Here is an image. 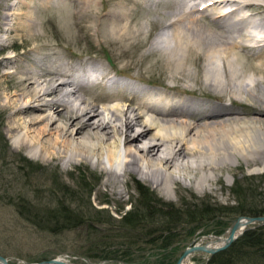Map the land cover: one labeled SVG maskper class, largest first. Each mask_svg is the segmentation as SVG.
I'll return each mask as SVG.
<instances>
[{"label": "bare ground", "instance_id": "obj_1", "mask_svg": "<svg viewBox=\"0 0 264 264\" xmlns=\"http://www.w3.org/2000/svg\"><path fill=\"white\" fill-rule=\"evenodd\" d=\"M11 1L20 4L21 10L6 13L12 10L7 6L3 21H11L12 16L26 20L18 28L5 24L8 33L32 35L39 20L42 26L54 24L46 21L41 10L54 4L58 7L59 3L69 9L67 0ZM73 2L76 5L71 18L76 21L65 23L63 42L74 39L77 29L91 33L89 38H95L99 45L105 44L113 53L110 55L112 64L101 58L76 56L71 50L52 49L43 59H28L25 67L19 64L15 72L6 73L7 83L16 94L5 97L4 107L15 111L10 138L19 148L44 162H91L104 172L106 186L112 189L117 185L121 188L128 175H139L155 189L163 191L171 185H182V178L193 176L192 181L202 188L216 180L212 169L234 164L239 158L260 163V168L255 170H264L261 157L264 154V37L260 30L264 24L254 23L252 18L253 14L264 13V0ZM201 4H204L202 8ZM134 5H163L167 9L163 14L173 18L170 26L164 27L154 41L149 42L147 53L144 52L146 59L159 52L158 67L174 68L168 76L174 81L172 85L164 82L163 76L159 83L133 77L129 75L133 67L121 68L118 59L113 58L115 55L122 61L128 52L133 55L142 40L143 24L130 23H134L131 19ZM229 5L237 7L223 12ZM27 8L33 10L25 12ZM250 10L251 15L233 20ZM102 13L111 20L110 25L100 20ZM205 13L218 25L217 32L202 23ZM53 19L50 16V20ZM82 22L91 23L86 26ZM166 28L174 31L163 38L166 31H170ZM146 45L147 41L143 47ZM244 50H247V58H244L249 66L245 72L252 73L246 76L242 73L243 56L237 53ZM195 57L202 68L194 82L210 92L185 85L191 78L186 65L194 66ZM255 60L258 65H254ZM255 73L259 74L258 78ZM227 94L240 103V98H245L252 108L259 104L262 108L253 110L255 117L243 118L241 112L230 108L237 101L225 102ZM125 99L131 104L127 105ZM132 103L138 106L133 107ZM246 230L247 223L242 220L236 236ZM229 236L230 230L219 241L213 237L203 240L208 248L215 249L223 246ZM202 243L199 245H204ZM199 254L204 253L191 255L183 264H193L192 259Z\"/></svg>", "mask_w": 264, "mask_h": 264}, {"label": "rangeland", "instance_id": "obj_2", "mask_svg": "<svg viewBox=\"0 0 264 264\" xmlns=\"http://www.w3.org/2000/svg\"><path fill=\"white\" fill-rule=\"evenodd\" d=\"M242 1L245 2V0ZM66 4L69 5V9L63 3H59V8L57 4H54L51 7H46L45 11L41 10L42 13H45L46 21L54 24L45 23L42 26L40 23L42 20H39L40 22L38 21V24H36L33 34L30 35L27 32H7L8 27L18 28L26 19L18 20L12 16L11 21H3L2 18L6 13H19L21 5H18L16 1L0 0V256L6 257L10 264H38L57 258H63L71 264H116L94 260L85 256L88 250L86 239L90 235L99 233L101 235L113 234L112 229L119 227L121 216L125 212L135 209L140 215H143L147 206L145 202L150 204V209L156 211V215L157 212L166 213L169 210L162 205H172L182 213L181 218L185 222L191 218L188 213H194L197 217L203 208H213L217 213L221 212V215L225 213L223 216L211 220H199L178 225L180 226L178 233H180L181 237L187 236V240L175 244L176 250L173 251L175 252L173 259L176 260V263L184 250L193 241L196 240L197 244L203 242L202 244L206 245V240H203V237H225L238 218H245L244 216L231 215L229 212L239 206L246 207L247 194L251 198L249 202L264 204V170H255L260 168V163L254 164L255 162L248 159L239 158L238 162L234 164L218 165L215 169H212L216 180L209 182L202 188L197 187L192 181L191 178L193 176L182 178V185H171L167 192L155 189L152 184L146 182L139 175H128L124 179L125 184L121 188L117 185L115 189H112L109 188L110 186H106L107 177L104 172L100 171V168L94 167L91 162L83 160L67 164V162L61 160L49 162H44L40 158L36 160L30 155L28 150L19 148L11 140L10 126L12 125L15 111L6 109L4 106L5 97L16 93L8 85L9 83H7L5 77L6 73L15 72L16 66L19 64L26 66L28 59H36V57L43 59L52 49L61 52L71 50L76 56L87 55L98 60L101 58V60L112 64L113 60L110 55L113 53L108 50L105 44L99 45L95 38H89L88 35L91 33H84L85 31L77 29L75 38H79L78 40L73 37L74 39L70 42H63L65 23L71 24L76 21V19L71 18L75 13L76 4H74L73 0H67ZM7 6L12 7V10L4 13ZM100 7L103 8L104 6L100 5ZM134 7L135 9L132 10L133 18H131L134 23L131 21L130 23L133 26L143 24L142 40H140V44L137 45L138 49L134 51L133 55L128 52L127 57L124 56L122 61L115 55L113 58L118 59L117 62L121 68H126V66L133 67L129 71V75L133 77H141L142 79L144 77L146 81L155 83V81L161 80L159 78L163 76L162 80L168 85H172L170 83L174 81L168 76L173 72L174 68L166 65H161L163 68L158 67L159 52L153 54V57L150 54L147 56L148 59H146L145 55L150 43L154 41L164 27L170 26L173 18L163 14L167 10L163 5H134ZM233 7L236 9L237 6ZM105 8L108 10L107 5ZM231 8V5H229L222 11L227 12ZM31 9L33 10V8ZM31 9L27 8L25 12ZM34 11L37 12L36 9ZM252 12L251 10L246 11L244 14L235 16L233 20L241 19L248 14L251 15ZM103 13L106 14L105 11ZM103 13L100 20L109 24L111 20H108L107 16H103ZM50 16L55 19L50 20ZM252 18H254V23L263 22L262 24H264V13L261 15L253 14ZM201 21L212 31L217 32L219 30L217 28L218 25L208 17V13L204 14ZM14 23H16V26ZM90 23L82 22L81 24L87 26ZM5 24H8V27ZM251 30L255 31L254 28H249V31ZM260 30H262V37H264V27L260 28ZM172 31L174 29L166 31L167 35L163 36V38L172 35ZM146 41L148 45L143 47ZM46 48L50 49L47 50ZM92 48L95 50H92ZM242 52H237L241 57L243 56L242 58L245 62L242 64V69H244L242 73L245 76L247 74L251 75L252 73L246 74L247 71L245 72L247 70L246 67L249 68L247 60L244 58H247V50ZM117 53L120 54V52ZM144 59L147 61L141 66V62ZM193 61L194 66L186 65V70L191 74V78H188L189 80L186 79L185 85L192 86L193 89L200 88L199 90L210 92L207 88L205 89L194 82L195 77L200 74L199 70L202 68V63L197 57ZM253 62L254 65L259 63L256 60ZM220 65L223 66L222 62H220ZM256 76L258 78L259 74L257 73ZM220 95H224V93ZM15 99L18 98L16 97ZM224 99L226 103L231 100V102L237 101L228 94L225 95ZM240 100L242 101L241 103L237 101L230 108L233 107L236 111L241 112L243 118L255 117L253 110L262 108L259 106L260 104L255 105L254 108L248 106L245 98H240ZM125 103L127 105L131 104L127 99H125ZM132 106L137 107L138 105L132 103ZM261 157L264 158V154ZM119 191H122V194H119ZM145 192L148 194H146V197L150 198L144 202L142 193ZM144 205L146 206L144 207ZM26 207L41 210L43 215L50 212L58 213V210L66 207L88 223L81 225L76 230L51 235L28 221L26 218ZM156 218H158L160 223L165 222V220L159 219L160 217L156 216ZM148 225L149 228L153 227L152 225L150 226L148 221L144 222L145 227ZM163 227L162 224L158 225L154 221V230H162ZM259 228L261 227L249 231L246 230L239 239L245 237L249 232L259 230ZM262 232L264 233V231ZM158 244L160 242L156 243V245ZM156 245L144 246L140 243L139 246L143 251L138 250L137 254L132 255L130 257L132 262L130 263L121 262L125 264H159L160 261L157 260L158 256L156 255L164 249L156 247ZM169 252L170 250L167 253ZM151 254H153L152 257L150 256ZM213 257L207 254H199L192 260L193 264H209Z\"/></svg>", "mask_w": 264, "mask_h": 264}, {"label": "trees", "instance_id": "obj_3", "mask_svg": "<svg viewBox=\"0 0 264 264\" xmlns=\"http://www.w3.org/2000/svg\"><path fill=\"white\" fill-rule=\"evenodd\" d=\"M146 192L142 193L143 201H147L150 197H146ZM148 195V194H147ZM250 196L247 194L246 207L239 206L229 212L231 215H238L244 217H260L264 216V204L251 203ZM144 205V214L140 215L135 209L125 212L121 216V224L119 227L112 229L113 234L101 235L95 234L87 237V251L88 258L94 260H100L104 262L119 263L132 262L130 257L137 254L138 250H141L139 244L156 245L162 250L157 253L159 264H176V260L173 259L176 250L175 244L187 240V236L181 237L178 231L181 225L185 223H193L199 220H211L220 216L221 212L217 213L213 208H203L198 216L194 213H188L191 217L184 221L182 213L175 209L172 205H162L169 210L166 213H158L149 208V203ZM27 216L29 222L34 226L40 228L51 235L64 233L66 231L76 230L81 225L87 224L79 215H75L68 208L63 207L58 210V213L50 212L43 215L41 210H35L33 208L26 207ZM99 213V211H98ZM42 214V215H41ZM165 220V222H158V218ZM148 221L150 226H144V222ZM154 221L157 224H162V230H154ZM264 226L259 228L255 232H249L245 237L239 239L228 250L215 255L209 264H264ZM192 235V234H191ZM135 238H138L135 240ZM182 239V240H181ZM170 250L169 253H167ZM149 251V250H148ZM170 254V255H169ZM148 255V253H147ZM151 257L153 254L150 255ZM134 263V262H133Z\"/></svg>", "mask_w": 264, "mask_h": 264}, {"label": "water", "instance_id": "obj_4", "mask_svg": "<svg viewBox=\"0 0 264 264\" xmlns=\"http://www.w3.org/2000/svg\"><path fill=\"white\" fill-rule=\"evenodd\" d=\"M242 220H245L247 223V231L253 230L254 228L257 227H262L264 226V216L260 217H241L236 220L232 228L230 229V236L229 238L225 241V244L219 248H208L207 245H199L197 244V241H193L187 249L184 250L180 258L178 259L176 264H183L186 259H188L191 255H195L197 253H204L209 255L210 257H213L217 255L218 253L224 252L228 250L242 235L236 236V232L240 227V224ZM252 226V227H251ZM215 238L217 241L221 239V237H216V236H207L203 238ZM63 258H57V259H51L48 261H45L43 263H38V264H71L68 261H65ZM0 262L2 264H10L9 260L6 257L0 256ZM105 264V263H102ZM118 264H125V263H118Z\"/></svg>", "mask_w": 264, "mask_h": 264}]
</instances>
